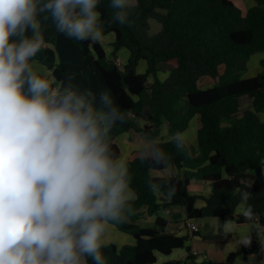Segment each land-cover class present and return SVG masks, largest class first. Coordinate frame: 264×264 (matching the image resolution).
<instances>
[{
  "label": "trees",
  "instance_id": "obj_1",
  "mask_svg": "<svg viewBox=\"0 0 264 264\" xmlns=\"http://www.w3.org/2000/svg\"><path fill=\"white\" fill-rule=\"evenodd\" d=\"M254 1L244 13L232 0H136L129 6V24L120 25L112 19L110 0H100L103 35L114 36L109 53L99 40L69 39L56 32L50 18L42 21L45 45L34 61L49 70L53 86L107 91L124 113V123L110 132L115 156H121L119 136L131 130L155 143L154 156L133 153L129 158L130 187L137 199L132 202L133 214L113 224L131 234L135 244L103 245L106 264H157L158 253L168 256L178 249L190 252L184 264L195 263L189 236L167 233L170 220L162 216L151 227L140 226L144 212L152 216L177 207L183 214H173L171 221H183L185 226L193 219L229 216L238 224L256 222L264 227V121L259 118L264 112V59L257 76H241L251 56L264 52V0ZM150 20L162 27L154 36L149 34ZM122 49L130 56L120 67L117 59ZM141 61L147 63L144 73L138 72ZM171 62L176 67L162 80L161 65ZM207 77L214 85L202 88L200 82ZM244 98L250 99L251 109H242ZM194 118L197 149L192 155V145L181 135ZM140 120L146 121L143 126ZM165 131L169 140L163 136ZM169 167V178L153 175ZM248 171L255 175L251 186L243 180ZM194 181L211 182V195L204 198L189 193L188 186ZM173 187L175 192L169 197ZM157 192L167 200L159 203ZM244 193H248L246 200ZM199 199L206 201L203 208L196 207ZM242 202L245 209L238 214ZM249 207L252 215L245 217ZM237 255L231 253L221 263L203 264H235ZM88 264L94 262L89 258Z\"/></svg>",
  "mask_w": 264,
  "mask_h": 264
},
{
  "label": "clouds",
  "instance_id": "obj_2",
  "mask_svg": "<svg viewBox=\"0 0 264 264\" xmlns=\"http://www.w3.org/2000/svg\"><path fill=\"white\" fill-rule=\"evenodd\" d=\"M99 4L0 0V264H106L108 227L133 214L128 165L110 147L124 113L107 91L54 87L33 67L49 18L66 38L102 39ZM110 6L129 24V0Z\"/></svg>",
  "mask_w": 264,
  "mask_h": 264
},
{
  "label": "crops",
  "instance_id": "obj_3",
  "mask_svg": "<svg viewBox=\"0 0 264 264\" xmlns=\"http://www.w3.org/2000/svg\"><path fill=\"white\" fill-rule=\"evenodd\" d=\"M101 25L103 30L104 26L103 24ZM113 40L114 36L112 34H108L103 35L102 39H100L99 41L104 45L106 51L109 53L112 51L111 43ZM118 56L126 64L128 62L130 54L129 51L128 53H125L124 51L120 50ZM33 67L38 73L50 76L49 70L45 66L41 65L38 61H35ZM169 74L170 71L168 72V76ZM208 78L210 77H207V79ZM212 86L213 85L206 86V88ZM245 106L246 108L242 109L252 108V104L249 98H247ZM262 114H264V112L259 113V116ZM133 134H135V136ZM123 136L124 139L122 140ZM120 140L122 141V143H120ZM119 143L125 145L124 152ZM118 144L121 149L120 159H123L124 161H126V163L128 162L131 155H133V153H137V155H147L150 157L155 155L154 141L148 140L146 137H143L137 132L130 131L123 133L118 138ZM192 150L193 154H195L196 149H194L193 145ZM153 175L169 178L172 175V170L169 167L161 172H153ZM254 176L255 175L253 171L245 172L243 175L245 184L251 186L255 179ZM212 190L213 184L211 182L194 181L191 182L188 186L189 193H191L192 195L202 196L204 198H208L211 195ZM157 196L159 203L165 202L167 200L166 197H164L160 192H157ZM205 205L206 201L204 199H199L196 202L197 208H203ZM244 209L245 202H242L237 209V213H242ZM178 213L183 214L182 210L177 207L160 210L157 214L152 216L144 212L141 215V218L138 220V224L142 227H151L154 225L158 216L169 219L170 221L166 227L167 233L178 236H189L190 238L189 245L192 249L191 254L195 256V263H193L192 261L188 262V264H203L204 262L209 261H212L214 263H221L226 261L231 253H238L235 264H264V227H261L258 223L252 222L249 224H238L229 216H226L223 220L214 217L193 219V222L199 225V232L195 235L189 231L183 221L178 223L171 221L172 215ZM256 230L257 239L255 240L254 232ZM110 238L117 239L116 242L111 243L117 245L118 247L135 244V239L131 234L121 232L119 229L117 230L115 227L109 226L105 233L103 241L110 240ZM245 240L248 241L247 244L244 243ZM189 254L190 252H188L187 249L174 250L172 254L168 256L158 253L157 264H169L175 262L184 264Z\"/></svg>",
  "mask_w": 264,
  "mask_h": 264
},
{
  "label": "rangeland",
  "instance_id": "obj_4",
  "mask_svg": "<svg viewBox=\"0 0 264 264\" xmlns=\"http://www.w3.org/2000/svg\"><path fill=\"white\" fill-rule=\"evenodd\" d=\"M236 6H238L244 13L247 11L248 8H250L251 6H253L255 4L254 0H232ZM136 3V0H129V5H134ZM150 24V31L149 34L151 36H154L156 34H158L161 31V25L155 21V20H150L149 21ZM122 51H124L125 53H128L127 49H122ZM264 59V52H258L254 55L251 56V58L249 59V61L247 62V69L246 71L242 72L241 76L242 78H250V77H254L257 76L261 71H262V65H261V61ZM147 63L145 61H141L138 67V71L139 72H145L146 71V65ZM176 64L175 62H171V63H164L161 65V71L159 72V76L162 80H165L168 77V72L175 68ZM204 78L201 80L200 82V86L202 88H206V86H210V85H214V80L212 78ZM206 80V81H205ZM153 82L152 78H150L149 84H151ZM247 101V98H245L243 100V108H246L245 106V102ZM259 118L264 121V114L260 115ZM145 120H140L139 124L140 125H144L145 124ZM133 132H137L135 130H131ZM130 132V131H128ZM138 134L142 135L143 137H146L144 133L142 132H137ZM135 136V134H133ZM164 138H166L165 140H169L171 137L168 136L167 131L164 132L163 134ZM185 140H187L190 145L192 144L194 146V149H197V121L196 118H194L193 120H191L190 125L188 127V129L181 135ZM124 139V136L122 137V140ZM149 140V139H148ZM159 141L162 140V138L158 139ZM120 143H122V141L120 140ZM119 143V144H120ZM123 152L125 149V145L124 144H120ZM192 155L193 154V150H192ZM144 226H151V225H144ZM110 227H115L117 230L118 228L111 224ZM116 238H110V240H106L103 241V244H109L111 242H116Z\"/></svg>",
  "mask_w": 264,
  "mask_h": 264
},
{
  "label": "built area",
  "instance_id": "obj_5",
  "mask_svg": "<svg viewBox=\"0 0 264 264\" xmlns=\"http://www.w3.org/2000/svg\"><path fill=\"white\" fill-rule=\"evenodd\" d=\"M117 64L120 66V67H123L124 65H125V63H124V61L120 58V57H118V59H117ZM259 217H257V221H259ZM187 228L189 229V231L191 232V233H198L199 232V225L198 224H196L195 222H193V220H189L188 222H187Z\"/></svg>",
  "mask_w": 264,
  "mask_h": 264
}]
</instances>
